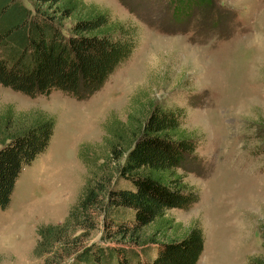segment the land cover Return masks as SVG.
Listing matches in <instances>:
<instances>
[{
	"label": "rangeland",
	"instance_id": "1",
	"mask_svg": "<svg viewBox=\"0 0 264 264\" xmlns=\"http://www.w3.org/2000/svg\"><path fill=\"white\" fill-rule=\"evenodd\" d=\"M84 1L133 24L137 44L82 98L0 84V107L39 109L54 120L46 147L21 166L0 208V264H42L33 254L38 225L62 221L89 177L81 145L96 154L104 129L148 98L180 106L195 145L178 170L197 199L167 209L161 235L198 223L203 243L194 264H248L262 252L264 225V0H208L178 12L172 0ZM100 223L99 215L85 244L99 241Z\"/></svg>",
	"mask_w": 264,
	"mask_h": 264
},
{
	"label": "trees",
	"instance_id": "2",
	"mask_svg": "<svg viewBox=\"0 0 264 264\" xmlns=\"http://www.w3.org/2000/svg\"><path fill=\"white\" fill-rule=\"evenodd\" d=\"M27 1L0 0V84L13 90L34 95L60 89L85 97L137 44L133 24L92 2ZM172 1L178 12L208 0ZM183 116L180 106L148 98L132 105L115 128L104 129L96 154L81 145L89 177L62 221L38 225L33 254L42 257V264L67 256L69 264L196 262L203 243L198 223L180 235H161L170 226L165 211L197 199L178 170L195 146L192 131L181 125ZM53 123L39 109L0 107V208L8 203L21 166L46 147ZM99 215V241L85 244ZM150 224L154 227L147 231ZM260 236L262 252L248 264H264V225Z\"/></svg>",
	"mask_w": 264,
	"mask_h": 264
}]
</instances>
